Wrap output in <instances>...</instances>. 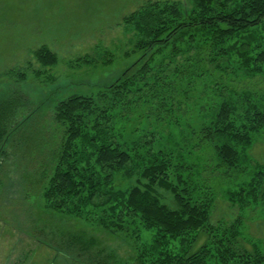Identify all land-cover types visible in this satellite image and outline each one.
<instances>
[{
    "label": "trees",
    "instance_id": "16d2710c",
    "mask_svg": "<svg viewBox=\"0 0 264 264\" xmlns=\"http://www.w3.org/2000/svg\"><path fill=\"white\" fill-rule=\"evenodd\" d=\"M191 2L190 11L174 2H150L125 19L135 30L133 52L140 58L96 95L57 101L52 127L58 148L39 182L50 210L130 240L136 251L131 264H264V253L238 243L237 226H213L212 190L193 180L194 167L182 155L177 160V141L169 136L164 145L147 120L154 114V121L162 120V113L170 116L168 112L187 106L176 96L182 93L187 100L191 85L204 76L241 72L240 78L250 80L264 75L259 30L264 29V0ZM35 58L43 69L58 63L45 47ZM19 77L26 80L25 74ZM212 83L213 98L199 113L208 123L198 134L192 129L193 135L201 145L214 146L212 160L227 174L255 168L249 181L227 190L228 201L242 209L264 207V164H254L247 155L254 137L264 132V99L252 91L238 92L231 79ZM29 102L20 87L0 97V165L23 122L39 111L40 106L21 120V108ZM136 113L149 126L137 138L128 137ZM116 175L129 181L126 190L117 189ZM160 191L171 194L173 206ZM143 234L151 240L143 241ZM203 237L204 244L197 246ZM60 248L76 264H116L115 255L82 230L65 235Z\"/></svg>",
    "mask_w": 264,
    "mask_h": 264
},
{
    "label": "rangeland",
    "instance_id": "374dc122",
    "mask_svg": "<svg viewBox=\"0 0 264 264\" xmlns=\"http://www.w3.org/2000/svg\"><path fill=\"white\" fill-rule=\"evenodd\" d=\"M150 2H174L186 11L193 7L191 0H0V97L15 87L26 91L30 102L21 108V120L40 106L10 140L1 161L0 264H76L60 246L65 235L79 230L98 238L115 255L116 264H129L136 257L134 244L125 236L112 235L47 208L45 186L39 180L44 167H51L58 148L59 137L56 138L52 127L57 101L71 95H96L140 58L141 53L133 52L135 30L124 22ZM259 30L264 42V29ZM43 47L57 56L54 68L43 69L35 58ZM127 53L131 55L126 57ZM87 57V63L80 61ZM109 59L112 62L108 63ZM20 74L26 75L25 81ZM241 75L240 72L221 76L216 72L213 77L204 76L191 85L187 100L182 93L176 96L187 106L168 112L170 116L162 113L163 121H154L156 114L151 120L146 119L153 123L150 130L164 145L167 146L169 136L177 141V160L182 155L188 166L194 167L193 180L212 190L213 226L223 229L237 226L238 243L248 251L257 248L264 253L263 205L242 209L226 198L227 190L249 181L248 175L255 168L250 167L246 174L233 170L227 174L224 168L216 167L215 158L212 160L214 146L201 145L192 132L194 129L198 134L206 122L199 113L205 102L213 98L214 80L231 79L238 92L252 91L257 99H264V75L250 80L240 78ZM182 88H186V83L182 82ZM130 122L128 137L137 138L145 125L149 126L139 113ZM247 155L254 164H264V132L254 137ZM114 181L117 189L126 190L130 186L122 175H116ZM160 193L173 206L171 194ZM150 240L148 234H143V241ZM204 242L203 237L197 246Z\"/></svg>",
    "mask_w": 264,
    "mask_h": 264
}]
</instances>
